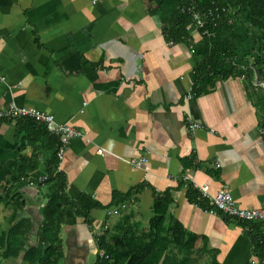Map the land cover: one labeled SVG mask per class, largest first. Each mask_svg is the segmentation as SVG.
I'll list each match as a JSON object with an SVG mask.
<instances>
[{
  "label": "crops",
  "instance_id": "1",
  "mask_svg": "<svg viewBox=\"0 0 264 264\" xmlns=\"http://www.w3.org/2000/svg\"><path fill=\"white\" fill-rule=\"evenodd\" d=\"M190 28L187 42L171 43L145 0H0V107H34L84 132L70 139L59 170L67 195L84 193L100 206L90 210L92 223L67 208L66 257L74 242L95 264L99 236L125 215L147 232L154 192L172 190L171 214L198 235L189 264H263V224L211 212L186 181L212 195L226 189L243 207L264 206V65L255 52L236 73L196 86L193 52L203 36ZM189 117L203 127L192 133ZM19 119L0 121V237L24 217L31 229L40 217L38 232L44 220L54 149L43 130L18 131ZM2 252L0 264L23 263V251Z\"/></svg>",
  "mask_w": 264,
  "mask_h": 264
},
{
  "label": "trees",
  "instance_id": "2",
  "mask_svg": "<svg viewBox=\"0 0 264 264\" xmlns=\"http://www.w3.org/2000/svg\"><path fill=\"white\" fill-rule=\"evenodd\" d=\"M145 1L148 11L160 18L162 31L168 41L187 42L192 38L190 28L192 15L183 11L188 0ZM196 3L201 11L226 7L224 11L220 9L218 16L205 25L208 33L203 34L201 42L194 46L193 56L197 59L195 67L198 72L196 86L208 78L214 82L218 76L225 77L227 74L236 73L237 64L255 52L257 63L264 65V8L258 6L257 0H196ZM238 20L247 21L251 28L241 30L237 25ZM250 35L255 36L262 44L254 48L248 42ZM23 121H20L18 131L22 126L43 130L44 141L51 144L54 149L48 175L42 183L46 198L44 220L34 237L35 243L29 245L31 222H26L25 217L19 219L6 236L1 235L0 249L3 250L5 258H18L23 251L22 264H71L66 257L61 236L67 208L72 207L77 216L91 222L90 210L99 207L100 204L84 193L78 198L67 195V180L59 170L57 157L59 136L54 133L49 135L45 127L33 119L23 118ZM192 158L189 160L190 163L183 159L186 167H190ZM183 182L184 178L179 184ZM186 183L190 191L194 192V196L200 197L199 190L195 188L193 182ZM143 185L139 184V187L133 188L125 196L131 197ZM172 202V190L154 192L151 206L154 216L147 232L137 229L139 222L130 223L133 215H125L113 228L105 229L98 238L100 254L97 255L95 264H189L198 235L189 232L171 214Z\"/></svg>",
  "mask_w": 264,
  "mask_h": 264
},
{
  "label": "built area",
  "instance_id": "3",
  "mask_svg": "<svg viewBox=\"0 0 264 264\" xmlns=\"http://www.w3.org/2000/svg\"><path fill=\"white\" fill-rule=\"evenodd\" d=\"M92 1L97 2L99 0ZM220 9L224 11L226 10V7H216L215 9L210 8L208 10L201 11L197 6L196 0H188L187 5L183 7V11H187L192 15V22L190 26L194 27L197 31H200L201 35L208 33L205 25L218 16V12L220 11ZM15 118L33 119L35 122L42 124L45 127L46 132L54 133L59 136L60 141L57 146L59 166L64 159L70 139L76 135H84V132L77 129L74 125L58 122L53 113H48L34 107L19 106L15 103H11L10 105L5 107H0V121L4 119ZM188 124L189 130L192 133L198 128L203 127L201 122L195 121L190 117ZM106 151L107 150H105L104 148L98 149V152L100 154H104ZM199 193L200 197L209 199L211 212L219 210L231 220H236L242 223L259 222L263 224L259 239L261 244V261L264 264V206L252 208L240 206L228 190L221 189L216 195H212L211 193H209L207 185L199 187Z\"/></svg>",
  "mask_w": 264,
  "mask_h": 264
},
{
  "label": "water",
  "instance_id": "4",
  "mask_svg": "<svg viewBox=\"0 0 264 264\" xmlns=\"http://www.w3.org/2000/svg\"><path fill=\"white\" fill-rule=\"evenodd\" d=\"M33 224L30 233L33 236H36L38 233L39 221L40 217L33 215ZM35 241L32 242V244ZM71 247L69 248L67 259L71 264H88L87 256H88V249L85 246H77L74 242L70 243Z\"/></svg>",
  "mask_w": 264,
  "mask_h": 264
},
{
  "label": "rangeland",
  "instance_id": "5",
  "mask_svg": "<svg viewBox=\"0 0 264 264\" xmlns=\"http://www.w3.org/2000/svg\"><path fill=\"white\" fill-rule=\"evenodd\" d=\"M94 253L93 252H91L90 253V258H89V264H94Z\"/></svg>",
  "mask_w": 264,
  "mask_h": 264
}]
</instances>
